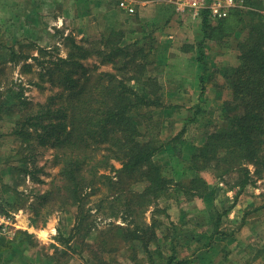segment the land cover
<instances>
[{
  "label": "rangeland",
  "instance_id": "rangeland-1",
  "mask_svg": "<svg viewBox=\"0 0 264 264\" xmlns=\"http://www.w3.org/2000/svg\"><path fill=\"white\" fill-rule=\"evenodd\" d=\"M76 1H56L49 10L44 4L39 5L40 0H0V200L7 216L3 215L7 223L5 228L0 226V238L15 244L0 252V264H164L172 248L176 260H180L186 259L193 249L209 246L213 248V259L219 261L217 264H264V178H257L254 173L253 180L238 195V187H231L237 173L219 179L202 171L200 175L215 185L208 200L189 192L178 194L173 185L167 184L151 205L139 206L136 194L143 190L144 183L136 181L134 175H119L121 161L108 159V163H102L105 167L96 163L97 168H91L94 181L82 189V220L80 229H76L78 208L72 199H66L68 193L55 158L57 149L38 142L35 136L26 145L11 133L20 116L37 111L39 104L50 96L61 91L67 94L68 89L51 83L47 75L40 73L43 65L67 57L72 50L71 38L77 43L88 40L87 46L92 49L103 47L96 40L110 29L99 32L91 27L95 26L96 13L89 20L88 30L84 25L80 28L75 15L83 3L77 5ZM103 1L111 5L109 17L117 23L115 29L123 30L125 35L132 31L133 23L144 24L145 19L139 20L135 9L130 15L121 11L120 0ZM241 1V9L249 8ZM257 2L264 13V0ZM34 4L39 12L35 17L27 16ZM62 11L66 21L57 27V15ZM151 13L141 11V16L150 17ZM208 18L216 24V19ZM169 23L167 20V32L162 35L142 36L134 41L145 54L147 72L162 86L163 105L148 110L152 120L141 123L140 130L146 138L158 142L176 137L174 144L161 147L154 160L161 165L163 174L186 185L190 170L185 168L181 175L175 169L188 164L194 148L203 141V132L214 130L224 120V106L231 103L225 74L238 63V36L226 29L220 39L202 40L201 25L196 20L177 18ZM159 36L166 39L161 41L167 49L157 48ZM200 44L208 54L201 62L203 66L197 67L194 47ZM102 57L88 55L81 60L84 70L78 69L72 76L79 83L85 76L98 78L101 72H114L119 78L126 76L122 69L124 58H116L113 66L105 61L100 63ZM200 73L204 76L202 84L193 79ZM201 85L205 89L199 97ZM186 89L193 90L194 95L185 96ZM8 97L12 101L8 102ZM19 99L28 105L21 104ZM64 100L62 95L56 103L63 105ZM197 106L199 114L187 121ZM181 128L185 131L177 138ZM100 157L98 154L97 158ZM92 163L85 164L86 170ZM249 168L253 172L255 167ZM43 194L48 195L42 198ZM143 226H149L144 239H149L147 247L140 241L123 239L122 233L127 229ZM151 231L156 237L151 236Z\"/></svg>",
  "mask_w": 264,
  "mask_h": 264
},
{
  "label": "trees",
  "instance_id": "trees-1",
  "mask_svg": "<svg viewBox=\"0 0 264 264\" xmlns=\"http://www.w3.org/2000/svg\"><path fill=\"white\" fill-rule=\"evenodd\" d=\"M244 4L249 8H235L229 17L216 19V24L209 21L207 10L201 12L203 38L220 39L226 29L238 36V63L229 67L225 74L231 103L224 106V120L214 130L208 131L201 144L194 148L188 167L175 169L181 175L185 168L190 170L186 185L182 180L163 174L161 165L154 160L161 147L165 143L174 144L172 141L176 137L168 142H158L157 139L146 138L140 130L141 123L152 120L148 110L163 105L162 86L155 76L147 72L148 62L141 46L130 42L123 30H108L96 40L103 47L93 46V49L87 46L88 40L77 43L71 38L72 50L66 58L58 57L57 61L52 60L42 66L41 76L47 75L51 83L68 89L67 94L61 91L50 96L44 104H39L37 111H28L20 116L11 133L26 145L35 136L38 142L57 149L55 158L64 190L68 193L66 199H72L78 208L76 229H80L82 220V189L93 185L94 181L90 177L91 168H97L96 163L105 167L102 163H108V159L121 161L119 175H134L136 181L144 183L143 190L136 194L140 198L139 206L151 205L166 190L167 184L173 185L178 194L189 192L191 196L208 200L215 185L200 175L202 171L219 179L225 174L237 173L236 182L231 186L238 187L235 195L253 180V173L257 178H264V13L259 10L262 5L257 0H244ZM90 54L103 55L100 63L105 61L113 66L116 58H124L122 69L126 76L119 78L114 72H101L98 78L85 76L79 83L72 74L78 69L84 70L81 60ZM205 56L202 45H198L196 57L201 67ZM200 80L203 83L202 78ZM204 89L201 85V93ZM62 95L65 103L57 104L56 100ZM7 101H12V97ZM23 101L19 99L21 104L28 105ZM199 111L197 106L187 121L191 122ZM184 131L185 128H181L177 138ZM100 149L104 152H99ZM98 154L102 157L97 158ZM88 162H93V165L86 170ZM250 165L255 167L253 172ZM7 204L11 206L9 202ZM147 228L149 226L127 229L122 233L123 239L137 240L147 247L149 239L144 240ZM151 236H155L154 231H151ZM14 246L11 240L0 238V252ZM172 251L164 264L188 263L187 259L176 260L173 248Z\"/></svg>",
  "mask_w": 264,
  "mask_h": 264
},
{
  "label": "crops",
  "instance_id": "crops-1",
  "mask_svg": "<svg viewBox=\"0 0 264 264\" xmlns=\"http://www.w3.org/2000/svg\"><path fill=\"white\" fill-rule=\"evenodd\" d=\"M56 1L59 3L64 2V0H40L39 5L44 4L49 10H52L53 4ZM126 1L128 2L130 6H133L135 11H137L139 20L145 19L144 24L142 26H140L141 23L140 24L133 23V26L132 25L130 26V27H133L132 31H129L128 33H126V35H127L128 40L131 42L138 41L137 39L142 36H149V37L151 36V38H153V34H155V37H158V34L162 35L163 32H167L165 31L166 21L169 20L171 23L177 18H182L185 20L187 19L196 20L197 22L200 23L201 30H202V22H201L202 15L201 14L194 15L192 12H189V11H186L185 13L177 12L174 6L169 2V0H126ZM76 3L77 5L78 3H83L84 5V6L83 5L78 6L76 9L75 17L77 18L76 20L80 21V23L78 22L80 28H82L84 25L86 27V30H88L89 27L87 25L89 23V20L91 21L93 15H95L96 13L97 19L95 22V26H91V27H94L96 31H99V32L107 28L115 29L116 27L115 25L117 23L115 22L114 19H112V17H109V13L111 11V5L105 4L103 0H77ZM118 8L121 11L127 13L128 15H130L131 13H134V11L129 12L120 6H118ZM150 10L153 12V14L151 13L152 16L150 17L141 16L142 15L141 11H145L146 13H149ZM28 11H29V14L27 16L35 17L37 13L39 12V7L34 4L28 9ZM67 16H70V14H68ZM64 21H66V14L62 11L61 14L57 15V23H59L57 24V27ZM209 21L211 22L212 20H209ZM158 22L160 23L163 22V25L159 26L158 24H156ZM153 31L154 33H152ZM159 37L160 39L158 40V44L156 43L157 48L163 49V50L167 49L168 46H166L165 44L166 39H164L162 36H159ZM168 37H171V36H168ZM161 38L165 40L164 43L161 41ZM202 39L207 40V38H203V36H202ZM194 48H196V56H197V45ZM202 50L205 55L208 54L207 52L208 50L207 48H205V46H202ZM236 54H237V51H236ZM224 55L225 54L220 53L221 57H224L226 59L229 58L228 55L227 57ZM196 56H195L194 64L195 66L197 65V67H200ZM200 78H202V80L204 79V76L201 73L198 75L195 74L193 76V79L195 80V82L198 81V83L201 81ZM200 84H202V82H200ZM184 94H186L185 96H189V95L192 96L194 95V91L186 89ZM206 133L207 132H203V137L205 136ZM212 250L213 248L211 246L206 247V248H200L197 250H194V249L191 250L189 255L186 257V259L188 260V264H217L219 261H217V259L216 260L213 259L214 254ZM224 254H227V253H224ZM230 255H233V254L231 253L227 257H230Z\"/></svg>",
  "mask_w": 264,
  "mask_h": 264
},
{
  "label": "built area",
  "instance_id": "built-area-1",
  "mask_svg": "<svg viewBox=\"0 0 264 264\" xmlns=\"http://www.w3.org/2000/svg\"><path fill=\"white\" fill-rule=\"evenodd\" d=\"M177 12H192L194 15L201 14L203 10L208 11V16L212 19H221L230 13L231 10L242 5L241 0H169ZM119 5L129 12H133V6H130L126 0H120ZM244 7V5H242ZM0 200V226H4L7 217L3 214ZM5 217H4V216ZM6 226H4L5 228Z\"/></svg>",
  "mask_w": 264,
  "mask_h": 264
}]
</instances>
